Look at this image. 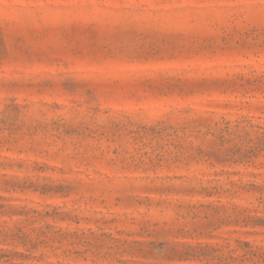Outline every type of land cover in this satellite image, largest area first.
I'll use <instances>...</instances> for the list:
<instances>
[{"label": "rangeland", "instance_id": "1", "mask_svg": "<svg viewBox=\"0 0 264 264\" xmlns=\"http://www.w3.org/2000/svg\"><path fill=\"white\" fill-rule=\"evenodd\" d=\"M0 264H264V0H0Z\"/></svg>", "mask_w": 264, "mask_h": 264}]
</instances>
